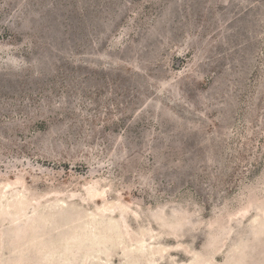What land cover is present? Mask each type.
<instances>
[{"label":"rangeland","instance_id":"1","mask_svg":"<svg viewBox=\"0 0 264 264\" xmlns=\"http://www.w3.org/2000/svg\"><path fill=\"white\" fill-rule=\"evenodd\" d=\"M0 264H264V0H0Z\"/></svg>","mask_w":264,"mask_h":264}]
</instances>
